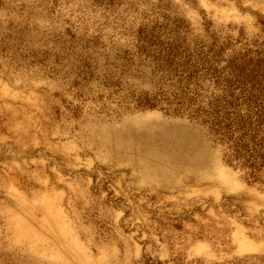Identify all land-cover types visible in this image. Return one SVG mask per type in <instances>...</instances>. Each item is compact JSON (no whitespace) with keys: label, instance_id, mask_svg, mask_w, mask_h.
Masks as SVG:
<instances>
[{"label":"rangeland","instance_id":"rangeland-1","mask_svg":"<svg viewBox=\"0 0 264 264\" xmlns=\"http://www.w3.org/2000/svg\"><path fill=\"white\" fill-rule=\"evenodd\" d=\"M0 264H264V0H0Z\"/></svg>","mask_w":264,"mask_h":264},{"label":"bare ground","instance_id":"bare-ground-1","mask_svg":"<svg viewBox=\"0 0 264 264\" xmlns=\"http://www.w3.org/2000/svg\"><path fill=\"white\" fill-rule=\"evenodd\" d=\"M112 142L114 148L119 151L123 149L125 154L135 158L144 171V181H155V176L160 170L165 174L164 168L173 165H182L186 172L193 174L201 169V156L194 147L191 133L164 121L136 120L116 132L115 140L108 141L103 138L100 143L105 146Z\"/></svg>","mask_w":264,"mask_h":264}]
</instances>
